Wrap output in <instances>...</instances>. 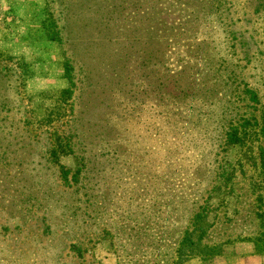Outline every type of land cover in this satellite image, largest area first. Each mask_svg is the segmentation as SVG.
<instances>
[{
  "label": "rangeland",
  "instance_id": "rangeland-1",
  "mask_svg": "<svg viewBox=\"0 0 264 264\" xmlns=\"http://www.w3.org/2000/svg\"><path fill=\"white\" fill-rule=\"evenodd\" d=\"M262 164L264 0H0V264H264Z\"/></svg>",
  "mask_w": 264,
  "mask_h": 264
},
{
  "label": "trees",
  "instance_id": "trees-1",
  "mask_svg": "<svg viewBox=\"0 0 264 264\" xmlns=\"http://www.w3.org/2000/svg\"><path fill=\"white\" fill-rule=\"evenodd\" d=\"M72 86V81H70ZM69 88L64 89V91H69ZM253 97H255V94L252 92ZM256 123H260V121L256 120ZM240 141H243V136H241V132L239 131V124H232L231 126H229V128L226 130L225 135H224V144L226 146H231V145H235L236 143H240ZM226 161V160H225ZM262 167H264V164L261 165ZM217 167H221L220 164H218ZM217 167L215 169H217ZM220 171V170H219ZM66 173L67 171L65 170L63 172V177H66ZM221 174V172L219 173V175ZM67 179V178H65ZM209 188V187H208ZM206 203H208V199L206 198ZM206 207V208H205ZM207 209L208 206L206 204V206H203L202 208L199 209V211L197 213L194 214L193 216V225H195L197 222H199L200 220H202L203 217H205L207 215ZM258 216L261 218L262 221H264V211L258 213ZM264 227V225H263ZM203 233V231L201 232V234ZM262 235H264V228L262 230ZM187 238H189V234H186V240L183 241V244L186 243ZM259 240V239H258ZM256 239V242H254V248L256 253L258 254H262L264 253V250H260V244L259 241ZM264 255V254H263Z\"/></svg>",
  "mask_w": 264,
  "mask_h": 264
},
{
  "label": "crops",
  "instance_id": "crops-1",
  "mask_svg": "<svg viewBox=\"0 0 264 264\" xmlns=\"http://www.w3.org/2000/svg\"><path fill=\"white\" fill-rule=\"evenodd\" d=\"M241 259V258H240Z\"/></svg>",
  "mask_w": 264,
  "mask_h": 264
}]
</instances>
